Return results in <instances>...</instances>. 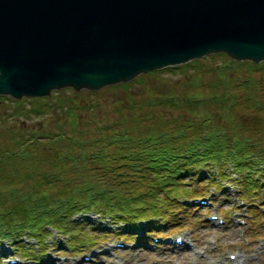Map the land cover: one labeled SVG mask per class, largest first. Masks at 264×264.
Returning <instances> with one entry per match:
<instances>
[{
  "label": "trees",
  "instance_id": "1",
  "mask_svg": "<svg viewBox=\"0 0 264 264\" xmlns=\"http://www.w3.org/2000/svg\"><path fill=\"white\" fill-rule=\"evenodd\" d=\"M244 64L230 60L215 67L219 79L205 82L204 98L197 91L160 92L148 100L176 114L143 112L135 98L113 106L118 115L98 123L81 121L78 111L84 108L65 104L66 122L57 132L46 131L41 138L47 143L29 139L43 154L40 159L6 151L8 166L0 167V240L18 246L27 234L46 242L53 226L78 247L94 239L85 233L80 213L128 227L142 221L166 229L183 206L180 199L204 196L207 186L218 188L222 180L235 183L245 200L258 193L264 182V72L233 80L232 74L239 75L233 68ZM247 64L250 72L256 70ZM163 70L169 69L147 76ZM232 85L244 91L242 97ZM243 104L246 111L234 113ZM186 178L203 184L189 188ZM25 246L21 251H30Z\"/></svg>",
  "mask_w": 264,
  "mask_h": 264
},
{
  "label": "rangeland",
  "instance_id": "2",
  "mask_svg": "<svg viewBox=\"0 0 264 264\" xmlns=\"http://www.w3.org/2000/svg\"><path fill=\"white\" fill-rule=\"evenodd\" d=\"M229 59L234 60L223 52L212 53L162 68L169 70L149 76L148 72L142 73L129 82L94 90L82 88L77 91L66 86L42 97L14 98L0 94V157L4 159L0 161V167L8 166L7 150L14 149L23 155L28 152L23 158L33 155L40 159L43 154L35 150L29 141L39 138L42 140L40 142L47 143L48 139L41 137L46 131L57 132L60 125L66 122L64 110L67 105L84 108L78 111L81 121L89 119L98 123L118 115L113 106L135 98L141 99L139 103L144 106L143 112L176 114L178 110L161 105L151 106L148 100L160 92L184 94L197 91L195 94L199 97H206L209 86H204L205 82L218 81L219 76L214 69L224 63L230 64ZM243 62L246 63L244 66L232 67L239 75L234 73L231 76L229 73L235 81L264 72L260 69L261 65L264 67V60L259 63L251 60ZM249 62L255 64L253 73L249 71L252 67L247 64ZM196 80L199 81L196 83ZM197 84H200L199 88H196ZM232 87L235 95L242 97L244 91L235 85ZM245 109L243 104L234 113L245 112ZM124 114L127 115L128 110ZM37 168L42 169L41 166ZM8 170L13 172L12 168ZM188 180L185 179L189 188L203 184L198 179L193 183ZM225 181L222 180L218 188L207 186L208 191L203 199H180L183 206L167 221L169 228L160 229L161 223L157 222L159 226L152 229L142 221L128 227L91 212L80 213L79 220H85V233L94 238L90 243L84 242L82 247L74 246V249L71 235L57 233L50 226L46 242H39L27 234L21 237L22 242L26 243L25 248L30 251H21L23 243L15 246L11 241L0 240L1 248L8 250L0 259V264H53L51 261L56 264H236L238 260L239 264H264V182L260 183L258 193L245 200L238 195L235 183ZM176 245L179 249L174 247Z\"/></svg>",
  "mask_w": 264,
  "mask_h": 264
},
{
  "label": "water",
  "instance_id": "3",
  "mask_svg": "<svg viewBox=\"0 0 264 264\" xmlns=\"http://www.w3.org/2000/svg\"><path fill=\"white\" fill-rule=\"evenodd\" d=\"M222 52L264 60V0H0V94L14 98Z\"/></svg>",
  "mask_w": 264,
  "mask_h": 264
},
{
  "label": "bare ground",
  "instance_id": "4",
  "mask_svg": "<svg viewBox=\"0 0 264 264\" xmlns=\"http://www.w3.org/2000/svg\"><path fill=\"white\" fill-rule=\"evenodd\" d=\"M136 225V224H135ZM176 244H178V243H176ZM2 247V245L0 244V248ZM176 249H179V247L176 245V246H174ZM6 252H8V250H6V248H1L0 249V259L2 258V256L3 255H5L6 254ZM240 257H242V259H243V256L242 255H240ZM244 260V259H243ZM242 261V260H241ZM53 264H56L55 263V261H51ZM243 262V261H242ZM8 264H21V263H17V262H9ZM236 264H239V260L237 261V263Z\"/></svg>",
  "mask_w": 264,
  "mask_h": 264
}]
</instances>
